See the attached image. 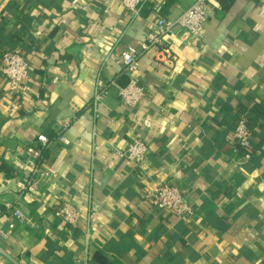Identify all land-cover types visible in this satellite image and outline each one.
Listing matches in <instances>:
<instances>
[{
  "label": "crops",
  "instance_id": "crops-1",
  "mask_svg": "<svg viewBox=\"0 0 264 264\" xmlns=\"http://www.w3.org/2000/svg\"><path fill=\"white\" fill-rule=\"evenodd\" d=\"M224 1L210 0L201 37L176 29L162 59L141 57L145 98L127 107L114 86L96 99L100 82L129 81L110 55L145 40L157 3L175 20L194 0H147L137 15L120 0H0V55L20 49L30 66L24 92L0 70V206L18 198L38 136L52 144L50 177L20 200L25 224L0 217L6 233L16 224L0 264H264V114H252L264 108V4ZM242 116L250 153L230 142ZM137 138L149 148L141 167L121 156ZM157 182L180 187L192 215L151 207ZM64 202L81 213L76 227L55 216Z\"/></svg>",
  "mask_w": 264,
  "mask_h": 264
},
{
  "label": "built area",
  "instance_id": "built-area-1",
  "mask_svg": "<svg viewBox=\"0 0 264 264\" xmlns=\"http://www.w3.org/2000/svg\"><path fill=\"white\" fill-rule=\"evenodd\" d=\"M78 0H74L76 4ZM127 12L137 15L139 9L147 0H120ZM264 4V0H256ZM152 12L156 14L155 21L149 22L148 32L144 41L135 46H128L119 56L110 55V59L123 67L124 73L128 75L129 81L125 86L117 85L115 81L109 83H99V93L97 100H102L109 87H116L121 102L127 107H137L145 98V92L133 77L139 67L142 56L149 52H155L161 59L166 50H162L164 39L174 30L179 29L191 37H201V30L210 19V0H194L192 6L175 20H168L162 13V4L157 3L153 6ZM0 70L6 81L8 90L11 92H24L26 84L30 78V66L20 49L2 52L0 55ZM57 83V79L54 80ZM69 120H62L58 124V140L64 146H69L70 141L65 137V130L69 126ZM253 133L250 130L247 119L242 116L233 131L231 145L235 152L253 149ZM40 147H30L28 153L31 156L29 167L31 172L23 173L17 180L18 198L15 202H4L0 206V217L7 215L25 224L27 217L19 208L21 198L27 193L39 194L40 181L50 177L49 170L43 167V153L51 147V141L45 135H39L37 138ZM149 152L148 146L139 138L133 140L128 148L121 154L132 161L137 167H141L147 158ZM144 199L150 203L151 207L158 211H166L178 218L185 219L192 215V207L188 203L184 192L177 185L165 182L154 183L144 194ZM98 209L93 205L92 215H95ZM55 216L69 225L76 227L81 220L80 211L69 202L62 203L55 209ZM16 224L10 222L9 232L6 233L0 228V237L7 238L14 231Z\"/></svg>",
  "mask_w": 264,
  "mask_h": 264
},
{
  "label": "trees",
  "instance_id": "trees-1",
  "mask_svg": "<svg viewBox=\"0 0 264 264\" xmlns=\"http://www.w3.org/2000/svg\"><path fill=\"white\" fill-rule=\"evenodd\" d=\"M228 1V4L227 5H229L233 0H231V1H229V0H226V2ZM225 1H224V4L226 3ZM145 8V7H144ZM141 12L143 13L144 12V9H142L141 10ZM149 12V11H148ZM147 13V12H146ZM144 14V13H143ZM164 15L166 16V12L164 11ZM253 116L255 115V116H258V115H261V114H264V108L263 107H260V106H257V107H255V110L253 111ZM248 123V122H247ZM248 126H249V128H250V130L252 131V129H251V126H250V123H248ZM252 133H253V131H252ZM254 137V136H253ZM252 141H253V138H252ZM252 151V149L251 150H249L247 153H250ZM246 153V151H242V153Z\"/></svg>",
  "mask_w": 264,
  "mask_h": 264
}]
</instances>
